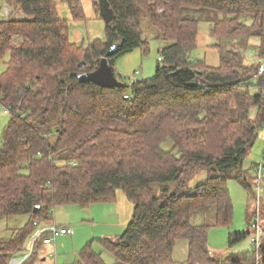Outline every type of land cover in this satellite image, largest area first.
Instances as JSON below:
<instances>
[{
    "label": "trees",
    "instance_id": "1",
    "mask_svg": "<svg viewBox=\"0 0 264 264\" xmlns=\"http://www.w3.org/2000/svg\"><path fill=\"white\" fill-rule=\"evenodd\" d=\"M65 1L72 18L82 19L81 1ZM107 1L114 19L105 25V39L86 48L70 41L56 0H15L28 19L0 22V105L10 116L0 139V220L28 217L0 239V264L24 254L26 241L54 222V208L112 203L117 190L133 205L131 219L120 236L99 240L115 264H175L180 240L188 242L182 264H218L206 248L210 226L189 219L214 207L215 226L232 223L227 173L242 169L264 126V72L259 74L262 63L246 65L240 52L224 51L221 43L236 46L256 37L264 48V0ZM93 6L98 10L97 0ZM184 9L218 14L210 29L220 43L218 67L191 59L198 23L185 18ZM142 20L168 42L154 75L125 88L79 83L77 76L95 71L113 45L112 68L121 56L147 52ZM15 37L22 38L20 45L13 44ZM166 140L173 144L169 151L161 147ZM200 171L208 173L207 181L187 192V182ZM248 236L230 234L228 243ZM49 237L41 233L23 264L40 261ZM258 252L264 264V235ZM243 255L235 262L255 264V248L250 257ZM77 264L105 262L88 242Z\"/></svg>",
    "mask_w": 264,
    "mask_h": 264
},
{
    "label": "rangeland",
    "instance_id": "2",
    "mask_svg": "<svg viewBox=\"0 0 264 264\" xmlns=\"http://www.w3.org/2000/svg\"><path fill=\"white\" fill-rule=\"evenodd\" d=\"M83 18L74 20L70 14V9L65 0H56L57 15L67 20L69 39L77 46L86 48L90 42L105 39V23L99 17V12L93 6L94 0H80ZM96 1V0H95ZM6 7L11 11L8 19H28L20 9L16 8L15 0H0V14ZM182 15L185 18L195 20L198 23V32L195 47L191 50V59L202 61L207 66L216 68L220 61V51L216 47L220 44L218 40L210 33L212 25L219 19L215 11L208 9H184ZM244 21V20H243ZM245 24L250 20L246 19ZM141 30L143 37L147 39V52L135 50L130 54L119 57L114 61L115 72L121 83L126 85L133 81H142L151 78L158 64L159 51L168 45V42L162 40L160 33L147 21L142 20ZM21 37L13 38L14 45H20ZM237 44V43H236ZM224 51L233 49L240 52L246 65H258L264 63L262 52L264 48L258 38H249L246 41H240L236 46H230L228 43H221ZM264 53V52H263ZM5 65L0 63V74L4 71ZM6 111V110H5ZM3 116L9 119V114L3 113ZM232 117H236L235 107L231 108ZM255 110L251 112V118L254 117ZM1 139V135H0ZM172 141L166 140L162 144L164 151L172 149ZM264 156V126L259 128L258 136L253 146L249 149L245 157L242 169L227 173L226 186L233 204V219L229 227L215 226V209L208 207L205 210L193 213L189 219L192 225L210 226L206 248L210 253V258L218 264H238L233 255L241 258L243 254L254 253V245L251 242L256 235L255 217L257 215L259 227L264 231V196L257 206V182L254 174V166L259 164ZM239 179H236V177ZM264 176V172H263ZM208 173L200 171L196 173L186 184V191L192 192L193 189L207 181ZM116 202L113 205L95 204L89 207H79L76 205L59 206L53 209L52 217L56 225L70 228L72 233L56 236V249L53 251L54 244L51 246V257L44 255L42 264H77L78 254L81 248L88 242L92 243L93 249L101 253L105 264H115L114 259L104 250L100 239H110L121 235L132 216L133 205L126 198L121 190L116 191ZM258 211V213H257ZM117 212L119 214L117 215ZM119 216V219L115 217ZM27 216H13L0 220V239H6L13 230L22 228L26 223ZM233 233H248L249 236L240 243L229 245L228 238ZM37 239L32 237L26 241V248L34 252ZM31 256V255H30ZM29 256V257H30ZM188 256V242L180 240L175 243L172 259L175 264H182ZM244 256V255H243ZM21 255L12 258L9 264H18ZM240 264H250L244 261Z\"/></svg>",
    "mask_w": 264,
    "mask_h": 264
},
{
    "label": "water",
    "instance_id": "3",
    "mask_svg": "<svg viewBox=\"0 0 264 264\" xmlns=\"http://www.w3.org/2000/svg\"><path fill=\"white\" fill-rule=\"evenodd\" d=\"M97 6H98V12L99 17L104 21L105 25L110 24L114 19V14L112 9L109 7V3L107 0H97ZM118 50V47L116 45H113L109 48L106 55L100 60L99 65L97 69L93 72L89 73H81L77 76V79L79 83H94L95 85L111 89V88H125L127 87L126 84L121 83L117 80V78L114 75L113 68L111 65V62L109 60V57L114 55ZM174 72L173 74H176ZM188 86H194V83L187 84ZM167 189L164 188L163 192H165ZM38 210V207H35L33 212L36 213Z\"/></svg>",
    "mask_w": 264,
    "mask_h": 264
},
{
    "label": "built area",
    "instance_id": "4",
    "mask_svg": "<svg viewBox=\"0 0 264 264\" xmlns=\"http://www.w3.org/2000/svg\"><path fill=\"white\" fill-rule=\"evenodd\" d=\"M264 72V63H262L259 67V74H262ZM263 172H264V163L263 160L261 161L260 164H258V167L255 169V175H256V181L258 184V193L256 195V200H257V206L260 203L261 200V195L264 196V176H263ZM53 213V211H51ZM258 213V211H257ZM36 224V223H35ZM256 227V235L255 238L253 240V245L254 248L256 250V257H255V264H259V260H260V255H259V249H260V245H261V240L263 238L264 235V231H262L259 227V222H258V218L257 215L255 217V225ZM38 233L35 235L34 238L38 239L41 236V233L43 232H49L50 233V237L49 238H45L43 239L44 244H54L55 243V239L56 236H63V235H67V234H71L72 231L71 229L67 228V227H62V228H58L54 222H51L50 225H47L43 228H40L38 231ZM31 252V251H30Z\"/></svg>",
    "mask_w": 264,
    "mask_h": 264
},
{
    "label": "crops",
    "instance_id": "5",
    "mask_svg": "<svg viewBox=\"0 0 264 264\" xmlns=\"http://www.w3.org/2000/svg\"><path fill=\"white\" fill-rule=\"evenodd\" d=\"M10 14H11V11H9V9H7L6 7H4L3 8V10H2V12H1V14H0V22H2V21H5L6 20V18L7 17H9L10 16ZM113 68H114V70H115V72H117L118 73V70L117 69H115V67L113 66ZM0 108L2 109V111H3V113H5L6 115H8V113L1 107V105H0ZM9 120V119H8ZM7 119L3 116V114L0 112V135H2V131H3V129H4V127L6 126V124H7ZM116 200H117V198H115V200H114V202H112V203H107V204H101V205H113L115 202H116ZM119 214V212H117V215ZM54 219V218H53ZM115 219H119V216H117V217H115ZM131 219V218H130ZM54 221V223H55V220H53ZM56 224V223H55ZM70 229V228H69ZM38 233V232H37ZM36 233V234H37ZM35 234V235H36ZM120 236V235H119ZM118 237V236H117ZM110 239H114L113 237L111 238L110 237ZM253 241V239L251 240V242ZM55 243H56V241H55ZM54 243V247H53V251H55V249H56V244ZM47 245H50V244H46V245H44V246H42V249L40 250V261L37 263V264H42V262H44L45 260H44V255H46V254H49V253H51V246H48V248H45V246H47ZM25 248H26V246H25ZM32 254V252H30L28 249H25V252H24V254H22L21 256V258L19 259V263L18 264H23L28 258H29V256ZM50 255V257H51V254H49ZM237 255H233V257H235V258H237L238 259V257H236ZM12 260V258L10 259V261ZM10 261H9V263H10ZM244 262V261H243ZM8 263V264H9Z\"/></svg>",
    "mask_w": 264,
    "mask_h": 264
}]
</instances>
